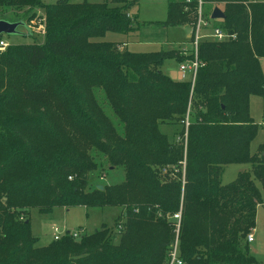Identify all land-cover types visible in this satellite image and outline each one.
I'll return each mask as SVG.
<instances>
[{"label": "trees", "instance_id": "16d2710c", "mask_svg": "<svg viewBox=\"0 0 264 264\" xmlns=\"http://www.w3.org/2000/svg\"><path fill=\"white\" fill-rule=\"evenodd\" d=\"M139 1L112 0L117 7H110L108 1L0 0L6 9L43 8L45 27L43 43L0 51V264H169L173 215L180 210L182 264H257L247 238L264 204V143L251 153L259 129L250 98L264 101V0H207L224 5L221 27L236 38L200 44L194 85L161 70L167 60L179 67L193 59L180 48L133 53L100 40L132 33L136 19L129 10ZM167 10L164 26L191 22L174 0ZM43 70L45 79L28 80ZM7 83L18 85L15 98L2 89ZM100 89L118 127L97 96ZM18 100L46 108L24 120L8 112ZM174 123L182 127L175 129L176 142L160 130ZM94 152L123 167L125 179L106 184ZM183 162L184 184L162 181L159 168ZM246 163L252 173L222 184L226 166ZM73 207L126 209L120 242L119 224L112 235L103 224L39 245L30 212Z\"/></svg>", "mask_w": 264, "mask_h": 264}, {"label": "rangeland", "instance_id": "374dc122", "mask_svg": "<svg viewBox=\"0 0 264 264\" xmlns=\"http://www.w3.org/2000/svg\"><path fill=\"white\" fill-rule=\"evenodd\" d=\"M102 3L108 1L110 7L113 5L110 1L112 0H72L73 3ZM168 1L169 0H140L136 5L132 6L129 10L131 17L136 19L135 30L127 35L107 33L102 39L103 41H110L115 43L116 46L121 45V49L129 50L133 53H151L157 52L162 49H176L184 48V41L190 35L191 28L188 24L178 27H166L163 25L168 18ZM56 0H43L44 5L55 4ZM117 7V6H115ZM215 7H219L224 11V5L221 4H208L205 6V12L211 14ZM0 20H4L11 23L24 21L28 27H31L33 33L37 37H33L28 33L25 25H20L17 29L16 34L6 35L3 34L2 38L8 44L20 45V44H33L34 42L43 43L44 34L41 32L42 28L39 24H43V8L30 12L29 8H22L17 10L16 8L6 9L0 6ZM220 23V20H214L213 25ZM45 28V27H44ZM190 38V36H189ZM188 38V39H189ZM125 44L124 47L122 44ZM166 45V46H165ZM1 55V54H0ZM262 72L264 75V60L260 61ZM23 65V63H22ZM178 64L174 60H167L162 66L161 70L170 75L171 77L178 78L177 72ZM45 71L35 73L32 77L28 78L31 83L39 82L45 79ZM180 80V78H178ZM8 85V86H7ZM3 86V90L8 88L11 93L18 94V85L13 84ZM97 96L103 102L104 108H106L107 115L111 118L114 125L118 127L117 118L114 116L108 104L106 103L103 93L100 90L97 92ZM15 101V106L8 112L13 114L15 117L20 116L21 119L31 120L46 108L37 106L31 103H23ZM264 101L262 98L252 96L250 98V113L258 125V134L251 145V153L255 154L258 147L264 143V118H263ZM181 124H164L160 126V130L168 135L170 141L176 142L175 129L177 133L181 131ZM95 159L105 167V183L115 185L122 182L125 179V171L123 167L116 166L112 167L106 160V156L100 153H93ZM166 169V171H165ZM242 172L252 173V165L246 164H232L225 167L224 173L221 177L223 185L234 181L238 175ZM162 181L168 183L169 179L181 180L183 183V177L186 174V162L178 167L176 166H164L159 168ZM97 174V173H96ZM96 174L91 181V187L97 183ZM166 176V177H165ZM126 209L121 208H105L104 210L99 209H88L85 207H73L69 209L57 208L52 214L42 215L37 210L30 212L31 228L34 235L40 238L39 245H47L53 241L54 230L53 227L57 226L61 230L64 228L70 232H80L85 230L87 232H94L99 229L103 224H106L110 229V235L115 233L117 224H119V232L116 230L117 238L115 243L120 242V236L126 229V219L124 217ZM168 219H171L168 217ZM254 240L248 244V253L255 259L257 264H264V204L260 205L257 209L256 225L253 230Z\"/></svg>", "mask_w": 264, "mask_h": 264}, {"label": "built area", "instance_id": "2783aa9c", "mask_svg": "<svg viewBox=\"0 0 264 264\" xmlns=\"http://www.w3.org/2000/svg\"><path fill=\"white\" fill-rule=\"evenodd\" d=\"M176 3L180 4L183 8L184 13H186L191 22L188 25L191 28L190 38L187 43H184V48H182V54L185 56H192L193 59L187 60L185 63L179 65L178 72L180 75V80H190L192 85L196 82V77L198 69L202 66L201 61L199 60V47L203 41H212V42H227L236 38L235 34L229 33L227 30H224L221 27V21L217 25H213L211 14L205 12V6L210 4L207 0H174ZM213 12V11H212ZM43 27L41 32L44 34L45 28L44 24H39ZM31 29V27H29ZM32 30V29H31ZM33 31V30H32ZM8 46L6 41L0 42V51H4ZM119 48H122L121 46ZM190 125L189 113L186 116L185 127L186 130ZM187 137V135H185ZM187 143V139L186 142ZM182 164H185L183 162ZM166 171V169H165ZM185 182V175L183 177V184ZM182 211L175 213L173 219L176 221V240L172 245V250L170 251V262L169 264H182V260L178 255V239L181 225ZM54 230V239L58 240L62 235L65 234V229H60L57 226L53 227ZM80 232H73L72 235L77 238L80 236ZM248 242L251 243L254 240L253 233L248 235Z\"/></svg>", "mask_w": 264, "mask_h": 264}, {"label": "water", "instance_id": "95a60500", "mask_svg": "<svg viewBox=\"0 0 264 264\" xmlns=\"http://www.w3.org/2000/svg\"><path fill=\"white\" fill-rule=\"evenodd\" d=\"M211 17L214 20H224L225 19V13L219 7H215V9L212 12ZM20 25H24L23 22L11 23V22H7L4 20H0V36L3 34L11 35V34L18 33L17 29ZM263 155H264V153H263ZM98 188L100 190L104 189L103 186H99Z\"/></svg>", "mask_w": 264, "mask_h": 264}, {"label": "crops", "instance_id": "0c3cea01", "mask_svg": "<svg viewBox=\"0 0 264 264\" xmlns=\"http://www.w3.org/2000/svg\"><path fill=\"white\" fill-rule=\"evenodd\" d=\"M129 15H130V14H129ZM131 15H132V14H131ZM131 15H130V16H131ZM132 16H133V15H132ZM189 36H190V35H189ZM189 36H188V38H189ZM188 38H186L184 41H181V42H179V43H187V42L189 41ZM122 45H123V47H124L125 44L123 43ZM120 46H121V45H120ZM165 46H166V45H165ZM164 49H169V48H166V47H165ZM174 74H175V75H178V78H180V75H179L178 70H177V72H175ZM173 78L179 80L178 78H175V77H173Z\"/></svg>", "mask_w": 264, "mask_h": 264}]
</instances>
